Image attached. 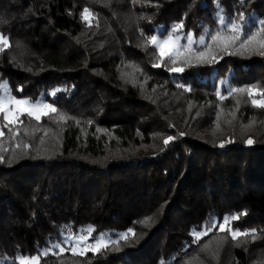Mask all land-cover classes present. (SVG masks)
<instances>
[{
    "label": "trees",
    "instance_id": "trees-1",
    "mask_svg": "<svg viewBox=\"0 0 264 264\" xmlns=\"http://www.w3.org/2000/svg\"><path fill=\"white\" fill-rule=\"evenodd\" d=\"M219 3L253 28L264 21V0ZM84 7L98 27L81 20ZM216 12L214 0H0V32L11 45L0 52V81L69 117L21 116L18 136L4 127L0 258L37 255L69 225L94 228L90 242L129 228L136 235L99 254L50 252L40 264H264V110L244 93L228 97L231 88H264V56L220 53L173 74L153 67L152 47L140 46L141 31L166 35L182 19L198 37L216 28ZM56 88L67 91L52 97ZM233 214L231 227L256 229L255 240L192 235ZM149 216L150 227L136 223Z\"/></svg>",
    "mask_w": 264,
    "mask_h": 264
},
{
    "label": "snow or ice",
    "instance_id": "snow-or-ice-1",
    "mask_svg": "<svg viewBox=\"0 0 264 264\" xmlns=\"http://www.w3.org/2000/svg\"><path fill=\"white\" fill-rule=\"evenodd\" d=\"M217 7L216 21L217 26L215 29H203V32L198 37L195 33L189 31L185 33L183 19L174 23L169 29H166V35L162 32L156 31V34L146 36L141 31V37L143 43L140 45L143 49H147L149 46L153 49L154 60L153 67H164L166 70L173 74L184 73L187 68L200 67L210 65L218 62V56L220 53L225 55H241L250 56L252 54H258L264 56V21H260L259 24L253 28L247 25V17L243 12L237 13L232 17H226L223 8L220 6L219 0H214ZM243 2V0H241ZM81 20L91 27L93 20L95 25L99 26V20L96 18L95 13L88 7H84L80 13ZM150 20V18H148ZM5 21L0 18V23ZM203 27V26H202ZM10 42L3 33H0V52L10 48ZM17 48L21 47L19 43ZM222 58V57H221ZM14 63L15 58H12ZM22 66V65H20ZM142 73V69H139L136 65H131ZM31 71V69H27ZM18 91H22V88H18ZM190 90V89H189ZM67 91V89L56 88L49 94L51 96L57 95L58 92ZM234 93H244L247 96L246 103L254 108L264 110V88H260L257 85H246L231 88L228 91V97L233 96ZM216 95L220 100H224L226 97L220 92ZM238 103V102H237ZM52 114L59 116V120L56 122L66 121L69 119L66 115L55 107L53 103H49L43 100L33 101L30 98H18L11 94L10 86L6 81H0V115H2L4 125H0V138L4 136V127H9L14 136H18L19 124L23 122L20 120L21 116H26L29 120L34 119L36 122H40L42 117L51 118ZM199 115V113H197ZM219 116L217 115V120ZM76 123H79L76 121ZM252 122H250V127ZM15 126V127H13ZM219 127V124H217ZM46 134V133H45ZM183 135V133H181ZM174 137L168 136L163 142L167 145L172 141ZM229 139L226 143H232ZM247 144H253L254 140L249 138L245 141ZM225 142H221L220 147H224ZM19 147V145H17ZM4 157L0 154V163H4ZM10 163V161H9ZM239 219V214L226 215L222 218V222L215 218L210 219L201 231L192 230V235L199 241L209 233L219 231L221 233L228 232L230 238L234 241L240 240V238L256 239V229L240 231L239 229H233L231 224ZM152 217H145L143 220L137 221V224H142L145 227H150ZM95 231L94 228L82 229L77 233H73L69 225H64L62 232L64 233L63 239L51 243L49 248L44 249L37 255H18L16 258L3 257L0 258V264H40L43 256H47L50 252L52 254H62L66 250L71 251L73 255L85 256L88 252L99 254L108 249L110 245L116 248L121 241L128 242L130 237L136 235L134 229L129 228L126 232L119 234V239L112 240L110 237H106L101 233L97 238H94L89 242L91 234ZM207 248V245H205ZM160 264H166L161 260Z\"/></svg>",
    "mask_w": 264,
    "mask_h": 264
},
{
    "label": "rangeland",
    "instance_id": "rangeland-1",
    "mask_svg": "<svg viewBox=\"0 0 264 264\" xmlns=\"http://www.w3.org/2000/svg\"><path fill=\"white\" fill-rule=\"evenodd\" d=\"M1 33V32H0ZM5 37H7V36H5ZM8 38V37H7ZM3 81H6L7 82V84L9 85V83H8V81L7 80H3ZM10 86V85H9ZM11 89V88H10ZM11 94L12 95H14L13 93H12V91H11ZM15 96V95H14ZM56 96V95H55ZM55 96H52V97H55ZM18 98H20V97H18ZM30 99H32V98H30ZM33 101H37V100H43V101H46V102H49V103H52L50 100H48V99H46L44 96H41V97H39V98H37V99H32ZM1 117H2V115H0ZM0 125H2L1 124V121H0ZM90 242V241H89Z\"/></svg>",
    "mask_w": 264,
    "mask_h": 264
}]
</instances>
